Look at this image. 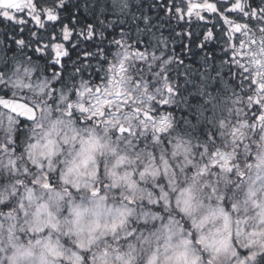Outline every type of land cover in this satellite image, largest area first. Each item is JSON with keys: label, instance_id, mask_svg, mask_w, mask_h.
Here are the masks:
<instances>
[{"label": "clouds", "instance_id": "9594fccd", "mask_svg": "<svg viewBox=\"0 0 264 264\" xmlns=\"http://www.w3.org/2000/svg\"><path fill=\"white\" fill-rule=\"evenodd\" d=\"M59 72L0 56V92L35 109L0 107V264H264V120L243 89ZM98 85L109 103H88Z\"/></svg>", "mask_w": 264, "mask_h": 264}, {"label": "snow or ice", "instance_id": "6c2138e0", "mask_svg": "<svg viewBox=\"0 0 264 264\" xmlns=\"http://www.w3.org/2000/svg\"><path fill=\"white\" fill-rule=\"evenodd\" d=\"M170 2L171 6L168 9L172 13L170 18L178 17L182 20L186 12L189 18L195 15L199 19H204L201 13L208 12L218 15L224 21L226 27L222 31L227 37L224 44L228 60L223 63L234 66L238 70L237 74H242L241 89L244 90L243 95L251 102L252 111L255 113L253 119L264 120V107H261L264 104V35H260L259 39L257 37L258 33L264 34V0H260V3L256 5H253L252 0H187V3L184 0H179V2L170 0ZM83 6L85 10L90 9L94 15L97 9L101 15L111 13L117 17L120 23H124L121 17L126 15L130 9L129 0H105L103 5H100L98 0H83ZM80 7V0L72 5V8L77 11ZM66 11H69L67 0H0V19L10 22L11 25H26L31 22L38 29H47L49 26L45 21L58 22ZM25 16L27 19L24 18ZM138 19L134 16V20L138 21ZM143 22L145 28L143 30L138 28L137 30L138 32L143 31L147 36L148 33L152 32L151 20L147 16H143ZM78 23L79 20L74 15L71 25H63L62 37L54 34L52 39L47 40L42 46L38 44L35 51L51 60L53 64L60 65L61 70H64L62 59L67 57L69 52L65 44L59 42L61 38L64 42H71L75 34L76 40L72 43L73 48L77 47L81 41H95L97 37L101 39V42L103 41V28L88 23L86 27L77 29L75 25ZM100 24L104 25V21L100 20ZM31 35L39 40L47 39V32L43 36L39 32H32ZM212 38L213 32L209 29L205 33V41ZM9 39H14L18 49L27 46L23 39L14 36H10ZM130 41H133V37L129 32H121L119 39L110 41L109 43L115 46L111 57L107 55L106 49L98 48L100 61L103 63H100L97 71L101 70L102 64H108L109 67H116L117 72L134 67L142 74L145 66H147L152 75L145 80L146 86H152L148 84L150 80H156L158 83L162 81L168 96L179 95L181 86L192 85L197 90H202L210 84L213 85L217 79L222 80L223 73L220 68L209 65L208 60L205 59L204 66L199 72L192 71L190 67L178 72V76H183V83H181L178 78L173 76V58L160 47L163 44L166 48V42L162 40L157 42L154 36H149L144 51H139L141 41L139 39H136L134 43ZM229 42H231L230 47ZM83 55L87 62L82 61L76 65L73 73L83 74L92 68V61L88 58L94 57V54L84 52ZM13 59L19 63L16 57ZM73 63L75 64V62ZM180 63L182 64L183 61ZM56 75H61V72H57ZM91 90V86H89L88 91ZM157 90L159 91V88ZM94 91L95 96L88 103L107 104L110 102L101 96L102 89L99 85ZM74 94L80 97L85 96V92L79 89ZM71 106L69 104V108ZM0 107L28 120L34 119L35 116L33 107L15 98L10 99L8 92L0 94ZM79 107L82 111H87L83 102ZM160 107L164 108L166 104L162 101ZM101 115H103L102 112Z\"/></svg>", "mask_w": 264, "mask_h": 264}, {"label": "trees", "instance_id": "16d2710c", "mask_svg": "<svg viewBox=\"0 0 264 264\" xmlns=\"http://www.w3.org/2000/svg\"><path fill=\"white\" fill-rule=\"evenodd\" d=\"M77 0H67L69 11H66L62 14L61 20L58 22H46L49 26L47 29H38L36 26L29 22L26 25H11L10 22L4 21L0 19V42L1 47L0 53H7L11 55L12 51L15 47V50L21 51L25 53V58L31 59L33 61H38L41 64H47L49 66V72L55 70L57 72L61 71L60 66L51 65L49 60L46 59L45 56L39 54L35 51L38 44L42 46V40H39L36 37L31 35L32 32H39L42 36L47 32V36L51 37L52 35H58L62 32V28L64 24L71 25L73 22V16L79 20V23L75 25L77 29L80 27H86L88 23L95 24L98 28H103V41L99 37L96 38L95 41H81L77 47L73 48L72 43L75 42L76 36L74 34L73 40L71 42H66L65 46L68 49L69 55L62 59V64L64 65L65 73H70L74 70L76 65L80 64L82 61L85 63L87 60L84 57V52H92L94 57H90L92 61V68L90 71L84 73V77L86 79H92L93 74H95V79L97 82L99 81L100 73L97 71L100 63V56L98 54V48H104L107 50V55L111 57L112 52L114 51V45H111L109 42L113 39H119L121 32H129L133 37L134 43L135 32L138 31L139 28V21L138 23L134 20V16H137V12L135 10H142V14H148L153 11L157 16H155L154 20L161 18L165 14V6H156V8H150L147 6H142L135 4L134 2L130 3V9L128 13L121 17L124 23H120L117 20V17L111 13H104L103 15L100 14L99 9H97L96 14L94 15L93 12L89 10H85L83 6V0H80L81 7L79 11L72 8V5L75 4ZM100 5H103L105 2L102 0H98ZM253 5L259 4L260 0H252ZM154 9V10H152ZM154 15V14H151ZM27 19V17H24ZM100 20L104 21V25L100 24ZM182 23V24H181ZM179 23L177 26L176 24L170 23L168 25L169 29L165 27V31L158 30L161 27L156 28L155 32L152 34L156 39V41H164L166 42V48L163 44L160 45L169 56L173 58V76L174 78H178L181 83H183V76L177 75L178 72H181L184 68L190 67L192 71L199 72L203 66L205 59L208 60L209 65L220 68L223 73L222 80L217 79V81L213 84V90L219 89L222 84L231 85L237 91L241 89V75L234 73L232 71V65L223 63L224 61L228 60V55L226 53L223 54L222 47L220 48V44L225 41L214 44L212 42L203 43L204 36L202 34L199 35H192L187 32L188 28H186V24L183 21ZM140 23V28H141ZM23 29V30H21ZM179 34V35H178ZM10 36H14L15 38H20L25 40L26 45L23 49H18L15 45L14 39H9ZM49 40L52 38H48ZM142 43L139 45V51H144L145 43L147 42L140 39ZM12 45V49L9 51L5 46L7 44ZM202 44V45H200ZM220 48V49H219ZM15 52V51H14ZM159 54V53H158ZM20 57V56H19ZM22 58V57H21ZM180 61H183L181 64ZM75 62V64L73 63ZM215 75V73H213ZM2 94V92H0Z\"/></svg>", "mask_w": 264, "mask_h": 264}, {"label": "rangeland", "instance_id": "374dc122", "mask_svg": "<svg viewBox=\"0 0 264 264\" xmlns=\"http://www.w3.org/2000/svg\"><path fill=\"white\" fill-rule=\"evenodd\" d=\"M102 1H104L105 2V0H102ZM131 2H134L135 4H138V5H140V8L143 6V3L142 2H140V0H129V4L131 3ZM177 2H178V0H177ZM165 3H167V4H169L170 3V0H165ZM165 9V14L161 17V18H159V19H157V20H154L153 21V19H155V16H157L153 11H151V13H149V15L148 14H145V15H142V10H135L136 12H137V16H135L136 18H139L138 19V21L141 23V28H140V23H139V29L140 30H143L144 28H145V24H144V22H143V16H147L150 20H151V24H152V32H150V33H148V35L146 36L144 33H143V31H140V32H138V31H136L134 34V36H135V38L136 39H142L143 38V40L144 41H146V40H148V38H149V36H152V34L155 32V30H156V28L158 29V27H161V28H159L158 30H163V31H165V27L167 28V29H169V27H168V25L170 24V23H173L174 22V24H176V26L179 24V23H181L182 22V20L181 19H179L178 17L177 18H170L171 17V15H172V13L171 12H169L168 11V9H169V7H165L164 8ZM152 10H154V9H152ZM155 11V10H154ZM151 14H154V15H151ZM138 21L136 20V22L138 23ZM45 23H46V21H45ZM183 23H185L184 21H183ZM254 23V22H253ZM182 24V23H181ZM186 24V23H185ZM58 35H61V37H62V32H60ZM53 36V35H52ZM52 36L51 37H49V36H47V39H45V40H42V45H43V43H46L47 42V40H49L48 38H52ZM224 38L225 39H227V37L223 34V36L221 37V40L223 39V41H224ZM157 39V38H156ZM211 40H208V41H205V37H204V40H203V43L202 44H205L206 42H210ZM59 42H61V43H66V42H64L63 40H62V38H61V41H59ZM142 43V42H141ZM202 44H200V45H202ZM231 46V42H229V47ZM1 47H3V46H1V42H0V48ZM9 51L13 48L12 47V45L9 43V44H7V46H5ZM222 47V50H223V54L224 53H226V48H225V44H224V42L222 43V44H220V48ZM219 48V49H220ZM12 52V54L11 55H13V54H16L17 56H20V57H22V58H25V53L24 52H21V51H18V52H16L17 50H15V47H14V49L13 50H11ZM15 51V52H14ZM11 56V55H8L7 53H0V56ZM232 67V71L234 72V73H237V69L234 67V66H231ZM240 75H242V74H240ZM3 93V92H2Z\"/></svg>", "mask_w": 264, "mask_h": 264}, {"label": "flooded vegetation", "instance_id": "af4514ba", "mask_svg": "<svg viewBox=\"0 0 264 264\" xmlns=\"http://www.w3.org/2000/svg\"><path fill=\"white\" fill-rule=\"evenodd\" d=\"M140 2L143 3V6L149 7V9L156 8V6L162 5L165 7L171 6V2L167 4L165 3V0H140ZM184 2L187 3V0H184ZM201 15L204 17V19H199L195 15L189 18L187 13L185 12V16L182 21L186 23V28H188L187 32L190 34V36L202 34L205 37V33L209 29H211L213 32V38L210 39V42L214 44L223 42V39L221 40V37L224 34L222 30L226 27L224 21L221 20L220 17L216 14L203 12L201 13Z\"/></svg>", "mask_w": 264, "mask_h": 264}]
</instances>
